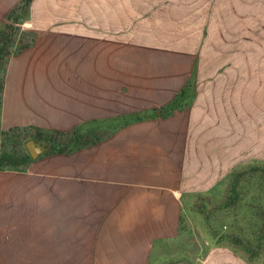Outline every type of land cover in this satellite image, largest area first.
Instances as JSON below:
<instances>
[{
	"label": "crops",
	"instance_id": "obj_1",
	"mask_svg": "<svg viewBox=\"0 0 264 264\" xmlns=\"http://www.w3.org/2000/svg\"><path fill=\"white\" fill-rule=\"evenodd\" d=\"M52 1L40 14L41 6L33 0L31 22L43 30L55 28L60 36L72 34L75 41L32 45L12 57L1 127L110 133L95 145L46 157L16 174L19 180L3 190L5 204L12 208L4 207L0 225L17 227L4 230L14 234L6 239L15 244L44 234L48 257L72 258L65 253V243L75 244L77 260L70 264H151L155 245L178 233L183 198L211 193L222 178L214 175L212 163H229V146L243 141L246 76L225 79L219 73L222 61L206 57L200 65L207 69L197 68L201 73L189 70L172 82L150 83L145 71L152 67L150 60L130 59L122 70L112 45L96 39L94 45H74L85 42L86 28L79 21L66 23L70 16L78 20L80 8L71 11L67 1ZM20 2L0 0V29ZM238 26L245 33V24ZM194 27L191 45H215L213 38L201 41V24ZM103 46L109 53L105 64ZM127 69L132 76L125 83L119 75L129 74ZM193 76L207 81L206 89L198 95L189 89L169 116L155 114L171 104ZM120 117L130 119L113 129L103 127ZM55 247L61 253L53 251ZM247 257L238 248L216 247L206 253L203 264H252Z\"/></svg>",
	"mask_w": 264,
	"mask_h": 264
},
{
	"label": "rangeland",
	"instance_id": "obj_2",
	"mask_svg": "<svg viewBox=\"0 0 264 264\" xmlns=\"http://www.w3.org/2000/svg\"><path fill=\"white\" fill-rule=\"evenodd\" d=\"M65 1L73 8L70 9L71 11L80 8L78 20L70 16L66 24L74 20L73 22L79 21L80 25L86 28L85 42L74 45H94L95 39L101 40L102 45H112V52L117 54L115 60L122 70L127 68L126 64H131L130 59L136 61L141 58L143 61L147 60L145 63H149L150 60L152 67H145V71L150 75L148 78L150 83L172 82L179 73L184 77L188 75L189 70L201 73L197 68L207 69L206 66L200 65L201 58L205 60L206 57L222 61L221 66L219 65V73L225 79L228 77L237 81L238 75L245 74L243 141L229 146V163L223 159H217L212 163L215 169L214 175L220 173L223 180L219 179V184L214 186L211 193L192 194L183 198L176 237L157 243L150 261L151 264H203L205 255L211 248L223 246L235 248L226 241H219L221 233L232 234L235 230L241 229L240 238L252 251L247 258L251 259L252 264H264V235H254L247 225L250 219L258 220L260 212L264 209V207L261 210L259 208L263 206V202L260 201L264 200L261 196L264 190L257 184V180H261L260 177L264 179V0ZM36 3L38 7L41 6L40 14H43L44 6L49 3L52 5L54 2L36 0ZM29 15L31 16V11ZM29 15L24 22L16 26L19 29L16 35L17 46L29 45L26 48L29 49L32 45H66L67 38L70 40L74 38L75 41L76 37H71L72 34L60 36L62 34L58 35L55 28L50 27L49 30L37 28L31 22ZM240 23L245 24V33L241 32L242 27L238 26ZM196 24H201L203 27L201 41L204 43L207 37L208 41L213 38L215 45H191V41L196 39L194 27ZM71 43L67 45H72ZM108 55V50L103 46V64L108 60ZM131 76L132 72L129 71L124 77L119 75V79L127 83L130 82ZM5 77L6 71L0 76V83L3 78L4 86ZM196 79L197 77L194 76L187 79L183 90L188 87V90L194 89L195 95H198L200 91L206 89L207 81L203 78ZM236 81L234 85H237ZM120 84H117L118 87H121ZM128 119L130 117H120L111 124H104L103 127L113 129L124 124ZM10 130L1 127L0 124L1 133H8ZM106 131L110 133V130ZM37 132L34 129H22L20 132L8 135L0 133V155L4 152H24L29 141H34L36 146L46 150V143L40 141ZM46 157L48 156L42 154L31 164L42 159L44 162ZM29 167L23 171H29ZM252 168H258L260 171H252ZM21 172L0 171V198H2L0 215L3 214L5 206L7 210L12 208L10 203L5 204L4 187L7 188L14 181L19 180L15 175ZM236 172H246L241 183L240 202L235 203L236 209H233L234 207L226 209L231 197V176ZM10 213L12 214L13 211ZM14 228L17 227L0 225V264H70L71 261L77 260L78 248L71 242L65 243V253L72 258L48 257L49 248L47 249L44 234L29 235L35 241L26 243L15 244V241H8L6 239L8 235L14 236V234L4 233V230ZM216 234L218 235L215 236ZM53 251L61 253L60 248L55 247Z\"/></svg>",
	"mask_w": 264,
	"mask_h": 264
},
{
	"label": "trees",
	"instance_id": "obj_3",
	"mask_svg": "<svg viewBox=\"0 0 264 264\" xmlns=\"http://www.w3.org/2000/svg\"><path fill=\"white\" fill-rule=\"evenodd\" d=\"M33 0H21V2L15 6L6 16L5 22L2 24L0 29V76L4 74L7 68V63L12 56L19 54L22 50L29 47V45H19L17 46L18 39L16 37L18 33L17 25L24 22L28 15L30 14V9ZM30 16V15H29ZM19 42H21L19 40ZM188 87L183 90L172 102L166 107L160 109V111H155V114H160L163 117L169 116L175 109H178L181 106V102L183 97L186 95ZM4 95V79H1L0 83V111L1 105L3 101ZM144 117H138L136 120H142ZM21 129H12L8 133H1L3 135H8L9 133H17L20 132ZM37 135L41 142L46 143V150L42 153L46 156H55V155H69L75 153L83 148L90 147L95 145L101 141H103L109 133L107 131H101L100 133L94 130H90L86 133H83L79 128H75L70 132H60V131H45L37 129ZM17 136V135H16ZM29 152L21 151V152H4L0 155V171H23L28 168L31 163L34 162ZM252 171H260L258 168H252ZM246 172H236L231 176V189L229 202L227 203L226 209H236L235 203L240 202L241 196V183L242 179L245 177ZM262 180H257L258 187L264 190V179L260 177ZM261 196L264 197V191H262ZM236 201H235V200ZM264 199V198H263ZM234 200V201H232ZM259 207L260 210L264 207ZM234 205V206H233ZM260 212V216H258V220L250 219L247 221V225L249 229L252 230L253 234L264 235V209ZM223 224V222H222ZM224 226V225H223ZM239 231L242 232L241 229ZM235 230V233H221L219 241H226L232 246L239 247L238 249L242 250L246 254L250 255L252 252L248 245L244 243V241L240 238V232ZM216 234L215 236H217ZM247 246H246V245ZM251 244V243H248Z\"/></svg>",
	"mask_w": 264,
	"mask_h": 264
},
{
	"label": "water",
	"instance_id": "obj_4",
	"mask_svg": "<svg viewBox=\"0 0 264 264\" xmlns=\"http://www.w3.org/2000/svg\"><path fill=\"white\" fill-rule=\"evenodd\" d=\"M26 148H27L30 156L35 160L38 159L42 155V153L45 151V149H43V147L36 146L34 141L27 142Z\"/></svg>",
	"mask_w": 264,
	"mask_h": 264
}]
</instances>
